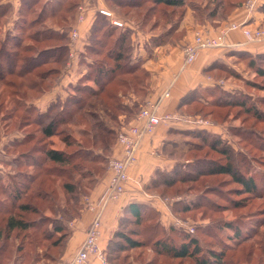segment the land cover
I'll return each mask as SVG.
<instances>
[{
  "label": "trees",
  "instance_id": "16d2710c",
  "mask_svg": "<svg viewBox=\"0 0 264 264\" xmlns=\"http://www.w3.org/2000/svg\"><path fill=\"white\" fill-rule=\"evenodd\" d=\"M197 1L106 0V3L117 7L126 15L132 11H143L148 6L144 16L156 18L150 31H159L158 36L152 38L153 43L159 44L177 43L184 38L186 31L182 27V21L190 10L198 24H214L227 20V17L245 2L206 0L215 2V7L212 8V3L202 7L196 5ZM82 4L83 0H22L17 11L18 20L14 25V33L7 31L3 36V20L13 9L10 5L0 3V122H6V131L13 127L18 130L32 126L36 128L34 131H27L24 138L3 148L7 149V153L13 149L25 148L11 161L12 167L16 162L25 171H22L19 177H11L8 186L3 185L0 180V185H3L0 187L3 195L0 197V216L4 215L2 218H6L5 224L0 225V240L8 239L15 231L18 232V237L23 233L29 251L46 247L54 233L61 234V238L51 243L49 251L51 248H58V251L64 246L71 233L64 219L72 221L80 217L83 209L82 198L90 195L106 175L107 164L119 131L136 117L141 103L150 93L151 75L141 62L134 59L136 30L127 23L125 28L116 27L98 11L82 61L88 65L87 73L75 86L68 89L69 96L66 100L52 103L46 112L42 113L38 108L28 105L52 90L68 64L70 22L75 19ZM258 10L264 13V4ZM176 17L178 19L175 21ZM147 22L142 20L139 25L144 29ZM38 26H41V29L34 31ZM234 54L239 55L242 52ZM252 58L254 62L264 61V54ZM223 67L224 64L217 63L211 66L207 73L217 78L216 72L222 71ZM258 73L264 76L263 72ZM226 94L220 87L198 88L182 98L180 113L221 123L218 113L223 114L224 110L233 106L242 107L234 99H221ZM130 95L142 98L143 102L131 105L126 103V98ZM215 95L220 97H214ZM251 115L255 122L264 123V110L251 106ZM226 116L225 114L224 121ZM175 134L182 138L166 144L164 151L169 157L174 159L178 154L186 157L195 149H209L211 152H220L227 156L226 163L214 162L209 165L204 161L202 164L200 161L184 163L183 160V164L171 172L158 171L147 186V191L165 199L169 196L166 192L178 183L197 181L200 175H226L240 186L238 191L264 198V181L261 182L254 174L247 173L245 167H241L232 156L231 148H219L218 145L222 144L219 137L211 138L205 130L176 131ZM252 135L264 143V137L258 132H252ZM53 138H58L65 149H56ZM195 142L200 144L195 145ZM182 144L187 145L188 149L180 152ZM188 169L196 170L198 174L193 175ZM199 202L203 204L201 200ZM176 204L174 205L179 206ZM183 206L184 212L190 210V205ZM32 215L38 216L39 219H27ZM59 215L63 220L57 217ZM261 216L256 217L258 221L251 226V232H243L232 223L227 225L234 232V236L229 239L233 240L235 245L240 244L239 249L243 247L247 250L246 258L250 260L254 244L250 245L249 241L258 237L264 228V213ZM159 217L160 213L149 204L135 202L126 206L119 228L107 248L110 262L121 264L120 255L116 254L142 247L144 244L133 239L140 238L141 235L137 231H131L129 234L123 230L122 227L126 223L134 222L143 226L147 223L153 224L152 221ZM48 222H51V228L43 230ZM149 229L151 238L162 233L159 223L151 225ZM163 235L166 239L159 237V241L154 243L159 255L178 259L196 257V264H225L227 252L233 250L232 245L225 242L223 250L210 249L199 256L201 249L198 238L184 236L182 242L176 244L171 237ZM256 244L259 246L261 243ZM259 249L264 252L263 247ZM4 256H0L1 261ZM55 259L53 256L50 260ZM249 259H246V262H249Z\"/></svg>",
  "mask_w": 264,
  "mask_h": 264
},
{
  "label": "rangeland",
  "instance_id": "374dc122",
  "mask_svg": "<svg viewBox=\"0 0 264 264\" xmlns=\"http://www.w3.org/2000/svg\"><path fill=\"white\" fill-rule=\"evenodd\" d=\"M13 1L14 0H0L2 5H10L13 9L3 20V36L7 31L14 33V25L18 20V14L13 5ZM197 3L198 4L196 5H201L202 7L207 3H209V5L212 3L210 7H215V2L213 1L207 2L206 0H198ZM109 6L115 9V14H120L122 16H120V19L124 23H134L137 26L135 27L136 33L141 32L146 36L151 33L150 30H152V25L156 21V18L144 16L147 9H149L148 6L143 11L138 10L137 13L136 11H132L129 15L124 14V12H121L120 9L115 6ZM123 18L127 21H124ZM177 19L178 17H176L175 21ZM142 20L148 21L144 29L139 25L142 23ZM71 23L72 21L70 24ZM221 23L223 22H220V24ZM61 25H64V23H61ZM40 29L41 26H38L34 31ZM155 31L159 33L158 30ZM148 40L149 42L147 44L150 43L151 39ZM235 56L236 57L232 60V64L225 65L222 71L216 72L218 83L215 87H220L225 93H227L226 95H223L221 99L224 101L234 99L238 104L242 105V107L233 106L232 108H229V110H224L223 114L218 113V120L221 123L202 118L210 123L208 126L209 130H205V132H208L211 138L219 137L222 140V144L218 145V147L223 148L224 146V148H231L233 152L232 156L235 158L236 162L241 167H245V170L248 171L247 173L254 174L255 178L262 182L264 181V143L261 140H258L255 135H252V132H258L259 135L264 137V123L255 122L254 117L251 115V106L264 110V76H261L258 73L263 72L264 74V61H252V57H255V55L245 51L242 52V54ZM255 59H257V57ZM215 87L207 89H214ZM214 97H220V95H215ZM207 111L208 110H206V112ZM225 114L227 115L226 121L223 120ZM0 125V180L3 185L8 186L10 185L11 177H19V174L22 171H25L24 168L19 167L20 164L14 162V167H12L11 164V161L19 156L25 148L8 151L10 154L7 153V149L3 148L5 145L24 138L27 131H34L36 128L32 126L18 130L16 127H13L9 128V131H6V122H0ZM210 126H214L216 130H214V132L211 131ZM181 138V136H176L175 141H178ZM52 141H54V147L56 149H65V146L58 138H53ZM197 144H200V142H195V145ZM180 149V152L182 150H187L188 146L182 144L180 145ZM177 156L174 158L177 162L175 167L183 164V162H181L183 160H185L184 163L187 161L190 163L193 161H195V163L200 161L202 164L204 161L208 162L210 165L214 162L219 164L226 163L228 158L227 156H223L220 152H211L209 149L202 151L195 149L186 157L180 154ZM204 159L209 160L205 161ZM188 171L193 173V175L198 174L196 170L188 169ZM2 184L0 187L3 186ZM237 189H240V186L233 181L231 177L226 175L204 177H201L200 175L197 181L176 184L175 187L166 192L169 193L168 198L176 199V202L172 205L170 204L171 213L168 219L161 218L160 215L157 220L152 221L153 224L147 223L143 226H138L134 222H128L122 227L123 230L129 234L131 231H137L141 236L140 238L134 237L133 239L144 242V244L142 247L134 249L128 248L129 250L126 252L116 254L120 255L119 262L121 264H196V257L178 259L169 255H159L154 248V243L159 241V237H164L163 234H165L171 237L176 244L181 243V239H184V236L198 238L199 247L201 249L199 256L207 253L210 249L223 250V243L226 242L232 245L233 250L227 252L226 262L224 261L225 264H264V252L259 249V247H263L264 249V228L261 230L258 237L256 236L249 241L250 245L254 244V249H251V260L246 258L247 250H244L243 247L239 249L240 244L235 245L234 241L229 239V237L234 236V232L230 230L227 226L228 224H234L235 227L240 228L243 232H251V226L255 224V221H258L256 217H260L264 213V198H260L259 195L253 196V194L249 196L248 194H245L244 191H238ZM2 196L0 190V197L2 198ZM86 197L88 196L82 198L83 208L85 207ZM199 200H201L203 204H200ZM174 204H179V206H175ZM183 205H190V210L184 212L182 209L184 207ZM3 216L4 215L0 216V225L5 224L6 218H2ZM57 217L63 220L61 215ZM27 219L33 220L39 219V217L32 215ZM174 220L188 222L192 227L196 228L195 233L189 234L182 229H178L174 225L172 226ZM64 221L66 222V226L69 227L71 221L67 220V222L65 219ZM51 222L46 223L43 230L47 227L51 228ZM155 223H159L162 233L155 238H151L149 228ZM17 235L18 232L15 231L11 233L8 239L3 238L0 240V256L5 255V258L2 259V261L0 258V262H2L1 264H50V259L53 256L57 258L60 250L63 248L61 247L58 251V248L55 250L51 248L49 251L51 243L58 241L61 238V234L58 233H54L51 242L46 245V247L48 246V249L43 247L39 249L37 248L35 251H29L26 248L27 242L24 241L23 233L20 237ZM163 239L166 238L164 237ZM248 239L249 238H247V240ZM244 241L246 240H242V242ZM256 243L261 244L258 246ZM246 259H249L250 261L246 262Z\"/></svg>",
  "mask_w": 264,
  "mask_h": 264
},
{
  "label": "crops",
  "instance_id": "0c3cea01",
  "mask_svg": "<svg viewBox=\"0 0 264 264\" xmlns=\"http://www.w3.org/2000/svg\"><path fill=\"white\" fill-rule=\"evenodd\" d=\"M22 0H14L13 5L18 11ZM84 10L82 12L83 20L78 21L79 12L70 24V34L73 29L79 32V39L71 45L69 41L70 57L69 62L63 70L55 86L49 92L45 93L38 99L30 102L29 106L38 108L42 113L58 100H66L69 96V88L75 86L78 81L87 73L88 65L83 64L86 48L89 44L91 28L96 20L99 9L106 8L114 13L115 9L110 7L106 0H83ZM119 15V17H118ZM116 16L120 19V14ZM121 16V17H120ZM124 19V18H123ZM124 21H127L124 19ZM222 22V21H221ZM251 27L264 26V13L260 10L250 12L243 5L236 8L227 20L220 24V21L214 24H198L197 20L190 10L182 21V27L186 31L184 38L177 43H153L152 38L158 36V32H151L145 35L138 32L134 35L136 43L135 61L141 62L142 66L150 73L149 96L146 99L157 101L165 93L169 92L160 103L159 114H183L180 113V103L183 97L198 88L207 89L215 87L218 80L211 74L207 73L211 66L221 63L224 65L232 64L235 58V52H249L253 55L264 54V43H246L241 32H230L225 38V46L222 48L206 49L198 53L193 64L186 65L184 56V46L192 43L195 32L202 29H209L213 35H217L221 26L227 23H244ZM216 24V25H215ZM133 28L137 27L134 23L129 22ZM148 39H151L150 43ZM239 44V47H233ZM145 99V100H146ZM142 98L130 95L126 98V103L134 104L142 102ZM142 104V103H141ZM186 114V113H184ZM189 115V114H188ZM124 117L121 118L123 121ZM134 122V119L131 120ZM187 130H209L208 126L203 128H194L189 124L182 122H172L167 125H160L154 133L146 135L137 152V162L129 168V175L132 179L127 185V192L116 202H109L105 207L102 215V227L100 247L107 251L108 245L112 240L115 232L119 228L120 219L126 206L135 203H146L155 208L161 215V218L170 217L171 208L165 204L158 194L147 191V186L155 178L158 171H171L177 162L164 151L168 142L176 140V131ZM214 132L216 128L210 126ZM111 157L118 159L124 158V150L115 143ZM110 182V175L106 171L104 179L97 184L88 195L89 202L96 205L95 210L85 207L78 218L69 223L71 231L65 241L59 256L51 261L50 264H75L74 260L82 250L86 240V233L93 221L100 212V206L97 207L106 186ZM108 252V251H107Z\"/></svg>",
  "mask_w": 264,
  "mask_h": 264
},
{
  "label": "built area",
  "instance_id": "2783aa9c",
  "mask_svg": "<svg viewBox=\"0 0 264 264\" xmlns=\"http://www.w3.org/2000/svg\"><path fill=\"white\" fill-rule=\"evenodd\" d=\"M264 4V0H246L243 6L250 12L257 11ZM84 6L79 8L78 21L83 20L82 12ZM99 13L107 17L111 24L125 28L126 23L119 19L116 14L106 8L99 9ZM132 27V26H130ZM132 29H135L132 27ZM239 31L244 36L246 43H264V27H251L244 23H227L221 26L219 33L213 35L209 29H202L195 32L192 43L184 46V56L186 65L193 64L198 53L206 49L222 48L225 46V38L230 32ZM79 39V32L73 29L70 34L71 45ZM234 45L233 47H239ZM222 82V81H221ZM220 82V83H221ZM169 92L165 93L157 101L147 99L142 103L140 111L134 118V122L124 125L118 133L116 144L124 150V158L118 159L111 157L107 164V172L110 175V182L106 186L104 194L99 200L97 207L100 206V212L91 224L86 233V240L82 250L75 257V264H113L110 262L108 252L100 247L102 213L110 202L118 201L126 192L127 185L132 181L129 175V168L137 162V152L140 148L142 139L154 131L160 125H167L172 122H182L191 125L194 128H203L209 126V121L200 116L188 114H167L160 115V103ZM86 205L89 209L95 210L96 205L89 202L88 197L85 198ZM165 204H173L176 199L166 198L162 200ZM172 226L182 229L189 234L196 231L188 222L182 220H174Z\"/></svg>",
  "mask_w": 264,
  "mask_h": 264
}]
</instances>
